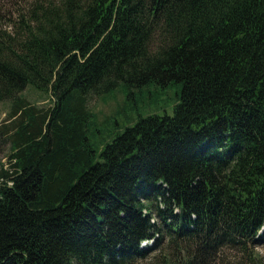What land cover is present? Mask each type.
<instances>
[{"label":"trees","instance_id":"obj_1","mask_svg":"<svg viewBox=\"0 0 264 264\" xmlns=\"http://www.w3.org/2000/svg\"><path fill=\"white\" fill-rule=\"evenodd\" d=\"M59 1L0 42V264L264 248V0ZM174 84L171 115H137L94 146L88 96Z\"/></svg>","mask_w":264,"mask_h":264},{"label":"rangeland","instance_id":"obj_2","mask_svg":"<svg viewBox=\"0 0 264 264\" xmlns=\"http://www.w3.org/2000/svg\"><path fill=\"white\" fill-rule=\"evenodd\" d=\"M77 4L82 0H73ZM61 7L59 0H0V42L4 45H15L33 30L38 19H44L49 12ZM180 91L178 84L169 88L152 85L141 92L135 91L128 98L121 89L106 96H88L87 109L95 117L94 127L90 130V139L94 146L108 141L119 130L133 124L137 115L172 114V106L176 101V93ZM23 96L37 108L50 104V96L38 92L31 87L26 88ZM10 103L0 102V124L9 113ZM9 146L6 139L0 137V171L7 167ZM3 166V167H2ZM172 249L163 246L144 260L131 264H167L172 257ZM264 264V248L252 250L224 249L209 264ZM172 264H175L172 263Z\"/></svg>","mask_w":264,"mask_h":264}]
</instances>
